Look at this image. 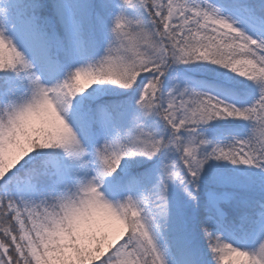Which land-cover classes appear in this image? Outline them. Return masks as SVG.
<instances>
[{"label": "snow or ice", "instance_id": "1", "mask_svg": "<svg viewBox=\"0 0 264 264\" xmlns=\"http://www.w3.org/2000/svg\"><path fill=\"white\" fill-rule=\"evenodd\" d=\"M0 264H264V0H0Z\"/></svg>", "mask_w": 264, "mask_h": 264}]
</instances>
